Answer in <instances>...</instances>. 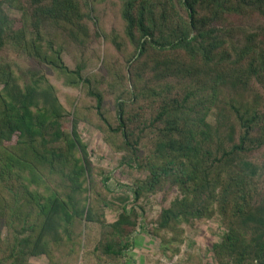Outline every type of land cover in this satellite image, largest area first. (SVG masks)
<instances>
[{
	"label": "trees",
	"instance_id": "1",
	"mask_svg": "<svg viewBox=\"0 0 264 264\" xmlns=\"http://www.w3.org/2000/svg\"><path fill=\"white\" fill-rule=\"evenodd\" d=\"M103 1L26 0L15 28L2 8L12 2L0 0V264L124 256L145 222L137 202L173 190L149 234L181 243L182 224L210 218L217 202L225 232L212 246L216 264H264V188L255 183L264 165V0H115L101 15ZM102 36L115 38L119 54L109 48L101 60L93 47L85 58L79 45ZM217 101L223 126L208 120ZM80 122L147 172L113 222L104 215L111 176L92 164Z\"/></svg>",
	"mask_w": 264,
	"mask_h": 264
},
{
	"label": "rangeland",
	"instance_id": "2",
	"mask_svg": "<svg viewBox=\"0 0 264 264\" xmlns=\"http://www.w3.org/2000/svg\"><path fill=\"white\" fill-rule=\"evenodd\" d=\"M10 2H12L11 6L6 3L2 8L5 13L9 15L15 28H17L21 24V18L24 12L23 9H19L18 7L20 5L26 6V0H10ZM116 2L115 0H104L97 6V9L101 15H104L108 8L106 5L112 6V10L117 8ZM109 15L107 17H110ZM111 25L112 24L108 26ZM113 39L115 38L106 39L104 36L99 39L97 37L87 38L85 44H80L79 48L83 47L80 51L85 58L89 59L92 56L93 49L91 48H99L100 52H102V60L105 50H108L109 52L111 50L110 57L119 54L113 46ZM118 40L122 41V38H118ZM70 56H74V53L72 52ZM87 68L96 70L100 68V63H93ZM46 70H49L48 67H46ZM102 74L103 72L100 71L99 84L107 95L111 94L113 91L108 85V79ZM1 87L2 86L0 85V89ZM60 91L61 98L65 103H67V101H72L73 97L76 96L75 93H71L70 89L62 86ZM80 93L81 92H79V94L77 93L78 98ZM219 105L223 106L222 103L218 101L212 105L208 120L211 122H217L219 126H223L224 111H220ZM65 122L66 126L71 129L72 117L66 119ZM77 131L81 141L86 145L89 158L94 167L104 168L106 170L105 173L111 176V179L108 182L111 194L108 197V203L105 205L104 215L108 222H113L117 219L118 214L124 205L128 208L133 205L130 191L133 188L134 181L136 179H144L147 172L140 171L135 166L134 160L128 151H125L124 149L117 150L113 147L115 144H107L103 140L101 133L91 125L85 122H80L77 126ZM260 169V178L258 181L255 180V183L258 188H264V165L261 166ZM93 175L95 180L98 181L100 178L98 172L94 171ZM87 181H89V175H87ZM176 195L177 194L174 190L168 195L159 192L157 194L145 196L137 202V207L141 205L144 208L143 216L145 217V222L142 223V227H138L133 233V246L127 251L126 255L119 256L106 262L104 260L106 256L98 252V256L103 259L91 257L79 262V264H216L212 246L214 243L220 241L225 232L222 214L218 210L217 202L212 206L215 211L210 218L194 220L191 224H182L181 227L184 229V234L182 235L181 243L171 242V244H164L159 238L149 234L148 222H153L158 217L162 208L167 207ZM95 230L97 229L95 228ZM170 235L166 232H162V236L166 238ZM95 236H99L98 231L95 232ZM28 264L49 263L48 259L42 255L31 257Z\"/></svg>",
	"mask_w": 264,
	"mask_h": 264
}]
</instances>
